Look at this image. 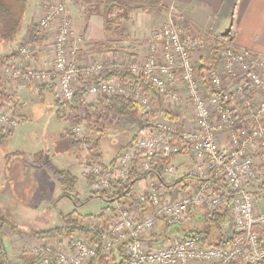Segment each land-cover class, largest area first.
<instances>
[{
	"label": "built area",
	"instance_id": "built-area-1",
	"mask_svg": "<svg viewBox=\"0 0 264 264\" xmlns=\"http://www.w3.org/2000/svg\"><path fill=\"white\" fill-rule=\"evenodd\" d=\"M70 1H44L34 33L18 46V59L0 66V80L5 85L54 87L67 105L65 116L80 96L91 103L113 97L132 100L144 115L140 132L113 164L90 160L82 172L92 193L113 196L129 183L136 159L137 174L155 171L161 178L126 192L108 227L99 219L87 220L95 240L80 233L38 239L29 247L33 264H90L97 256L111 258L119 249L121 264H264V191L258 192L261 182L264 186V58L229 40L214 56L212 42L201 33L193 35L171 7L167 20L152 31L146 58L84 63ZM53 28V64H37L36 39ZM199 49L209 52L210 63L194 62L192 51ZM116 69L144 80L157 94L131 81L100 78L105 70ZM156 95L167 108L186 103L193 107L194 125L154 113ZM18 123L12 111L0 105V129L13 131ZM69 131L84 146L91 144L86 126L73 124ZM186 153L192 166L184 178L171 163L153 161ZM222 213L229 220L221 225V235L232 229L226 246H214L196 232H172L191 214Z\"/></svg>",
	"mask_w": 264,
	"mask_h": 264
},
{
	"label": "rangeland",
	"instance_id": "rangeland-1",
	"mask_svg": "<svg viewBox=\"0 0 264 264\" xmlns=\"http://www.w3.org/2000/svg\"><path fill=\"white\" fill-rule=\"evenodd\" d=\"M33 1L34 0H24L22 2V0H7L12 8L19 11L21 9L23 14H27L31 10ZM235 1L236 0L225 1L220 16H216L213 19L214 27L211 29L212 32L219 33L225 28L226 25L220 24L222 18L225 19V24L229 23L233 15ZM111 17L108 27L105 25L106 43L117 39V28L120 29V32L123 31L124 27L128 29L129 21L127 22L119 10H115ZM163 19L164 17L153 16L151 31L155 30L160 24L166 21H163ZM134 20L136 21V18ZM191 32L192 34L194 33V31ZM201 34L207 39L208 36L206 33ZM122 48L124 49L122 52L124 55L121 57L125 58L129 52L125 51V44L121 46V49ZM192 56L194 62L200 65L201 59L195 58L194 50L192 51ZM27 95L28 97H26L25 101L23 100L21 107H19L20 114L16 116L19 123L14 129L15 134L12 139L9 140V144L5 143L8 147L1 146L0 150L4 153V149L7 148L22 150L23 154L18 155V158L26 163L31 153L32 156L36 158L37 153L34 152L43 149L46 153H49L47 157L50 160V167L44 169L46 172L50 173L52 171L56 173L59 169L70 167L73 172L72 174L77 177L74 182L75 192L72 193L76 196V202L70 196L61 197L64 191L56 178H54L53 173V178L44 186L43 180L37 176L40 172H43L41 167L32 168L28 172H23L20 174L21 176L18 175L16 179L0 182V193H9L13 201L12 205L9 204V206L3 204L4 214L8 222L6 221V228L2 230V239L7 253L12 259L8 264H23L24 259H35V256L30 253L29 247L36 244L40 238L34 236V234L31 233L32 230H49L62 226L65 224V217L78 219L84 225L87 220L92 219L90 216H96L103 211H106V216L109 217L108 221H112L113 215L116 212L115 201L93 197V193L89 190L87 176L82 172V167L89 163L90 160H94L95 155V160L110 164L111 161L115 159V156H117L118 149L130 138L138 134L143 126L141 111L129 115L120 113L112 114L107 123L101 127L102 131H97L99 126H97L95 122L88 121L84 126H86V131L88 133L87 140L91 141V144L89 146H84L83 143H81L82 141H77L78 139L74 135H68L65 132L63 134L64 141L66 142L65 139H67L70 142L73 139L77 147L68 153H62L58 151L57 147H59L58 143L60 137L65 130L64 120H61L57 116L56 105L53 104L51 106L47 98L39 94L33 96L32 99L29 94ZM55 102L60 107L61 103L59 97L56 98ZM36 105L45 108L40 115L35 114ZM63 108H65V106H63ZM64 114L63 112L62 115L65 116ZM173 117L176 120L177 116L175 115ZM74 124L80 123L75 122ZM71 125L67 123L66 131L70 129ZM97 141H99V148L96 146ZM62 146L63 144L59 149H61ZM61 154H64V156ZM92 154L94 155L92 156ZM97 155H101L102 157L100 158ZM172 164L178 170V175L184 178L187 176L186 173L188 169L192 166V160L186 155L178 157ZM148 184L149 181L140 180L134 185V188L138 190L146 187ZM1 222H3V220ZM108 224L104 225L102 223L103 228L108 227ZM203 224L204 222L197 219L194 214H191L184 226L186 230H189L190 228L198 229ZM208 228L209 225H205L202 229V233L206 234ZM172 232L180 233L182 229L174 228ZM162 236L164 237V234H162ZM1 263L2 258L0 256V264Z\"/></svg>",
	"mask_w": 264,
	"mask_h": 264
},
{
	"label": "crops",
	"instance_id": "crops-1",
	"mask_svg": "<svg viewBox=\"0 0 264 264\" xmlns=\"http://www.w3.org/2000/svg\"><path fill=\"white\" fill-rule=\"evenodd\" d=\"M44 1H55V0H34L31 10L27 14H23V20L21 26L15 36L10 40H5L1 36V27H0V66L11 59H18L20 53L17 50L18 46L26 39L27 36L31 33V30L36 29L35 25L37 21L43 16V3ZM160 2L161 4L175 8L176 11L182 13L188 21L191 22V25L196 30V32L206 33L210 35L220 34V32H212L214 27V17L220 16L223 11V6L226 0H153ZM237 4L234 6L233 15L229 21L233 20L231 35L233 37L232 44L237 48L246 49L248 51L254 52L264 58V0H237ZM84 3L83 0H71L69 2V7L71 11V18L75 28V31L82 36V41L80 43L79 55L81 61L84 63H91L96 60L108 61L111 58L117 59H144L150 52V43L152 41V28L151 24L153 23V16L164 17V20H167L168 11L160 12L157 14H150L145 11H134L130 17L127 19L128 30L131 33V36L126 38L122 46L125 44L126 52H129L125 58L121 56L124 55L122 48L120 51L114 53L110 51L109 47H106V34H105V21L99 12L91 11L90 16L85 15L84 13ZM96 7V5H94ZM94 7V8H95ZM136 18V21L134 20ZM221 21V20H220ZM225 19L222 18L220 24L226 25L225 28L229 25L225 24ZM150 25V26H149ZM161 25V24H160ZM224 28V29H225ZM223 29V30H224ZM222 30V31H223ZM221 31V32H222ZM56 28L51 29L47 34L42 35L34 44V61L37 64L43 65H52L53 56L51 52L52 39L55 36ZM95 43H102L99 50L95 53H91V49ZM202 52V55H201ZM199 53V54H196ZM120 56V58H119ZM195 58L201 59V64L205 65L210 63V54L206 50H196ZM2 83V82H1ZM2 85V88L8 95L12 96L13 104L5 102V98L0 97V105L7 107L18 115L20 114V109L23 100L25 101L27 94L30 95L31 99L33 96L39 94L47 98L48 102L52 106L55 104L58 109V104H56L57 95L52 93L51 90L47 89L46 86L42 87H23L19 85ZM45 87V88H44ZM43 88V89H40ZM40 89V90H39ZM56 92V89H55ZM96 100L94 101V103ZM49 105V106H50ZM45 108L41 106H35V114L40 115ZM167 106L161 100L159 95H156L154 100V113L160 115L164 114L167 111ZM176 116L177 121H182L189 125H194V110L189 104H184L181 106H172L171 109ZM16 115V116H17ZM144 123V115L141 113ZM64 122V132L60 137L57 147L58 151L62 153H68L72 151L76 146H72L69 140L65 139L64 133L66 132L67 122ZM183 123V124H184ZM15 134L13 130L12 134L6 138L4 141L0 138V148L1 146L8 147L6 144H9V140ZM133 138V137H132ZM132 138H130L125 144H123L117 151L125 146ZM65 142V143H62ZM6 143V144H5ZM63 144L62 148L60 146ZM66 144V145H65ZM65 145V146H64ZM5 153L0 150V182H7L10 179H16V177L23 172H28L32 168L41 167L43 172H40L37 176L43 180L44 186L47 182L52 179V173L54 178V172H46L44 169L50 167V160L47 157L49 153L46 151L39 150L36 154V158L32 156V153L29 158H27L26 163L21 161L18 158V155L23 154L22 150L7 148L4 149ZM35 155V154H34ZM64 156V154H61ZM185 155H178L172 158L174 163L178 157H183ZM116 157V156H115ZM113 159L111 163L114 161ZM191 160V159H190ZM28 163V164H27ZM106 163V162H105ZM104 163V164H105ZM110 163V164H111ZM108 164V163H107ZM105 164V165H107ZM108 164V165H110ZM63 170H68L71 173V168H63ZM42 174V175H41ZM21 176V175H20ZM11 195L9 193L2 192L0 193V217L2 218L3 228H6V217L3 210V204L9 206L12 205ZM14 204V203H13ZM38 205V204H37ZM4 217V218H3ZM8 222V221H7ZM39 231V230H38ZM8 254V253H7ZM11 257L8 254V262L11 261Z\"/></svg>",
	"mask_w": 264,
	"mask_h": 264
},
{
	"label": "trees",
	"instance_id": "trees-1",
	"mask_svg": "<svg viewBox=\"0 0 264 264\" xmlns=\"http://www.w3.org/2000/svg\"><path fill=\"white\" fill-rule=\"evenodd\" d=\"M23 1L24 0H22V2ZM236 2L237 0L235 1L234 6L237 4ZM83 3H84L83 5L84 13L86 17L90 16L91 11H96L97 13L99 12L100 14H102L107 27L109 25L110 17L115 10H119L126 20L130 17V15L134 11L141 10L150 14L153 13L157 14L160 12L171 10V7H167L161 4L160 2L153 0H83ZM94 5H96V7ZM180 15L181 17L184 18L185 24L188 27V29L196 32V30L191 25V22L188 21V19L182 13H180ZM22 20H23V13L21 9L19 11L15 8H12L9 2H7V0H0V27L2 28L1 36L3 39L5 40L12 39L19 30ZM33 33H34L33 30H31V34ZM116 33H117L116 35L117 39L111 40V42H107L106 44H103L106 45V47H109L110 51H113L114 53L118 52L121 49L123 41L131 36L129 30L126 29L125 27L122 32H120V29L117 28ZM207 36L208 37L206 40L212 42L214 46V56H216L218 50L223 46L224 42L229 40L228 37L226 36L222 37L220 36V34H216V35L207 34ZM101 44L102 43H95L91 49V53H95L97 50H99ZM213 64H215V61L213 62ZM100 78H104V79L120 78L124 82L131 81L134 85L143 88L144 91L157 94L156 90L151 85H149L140 78L139 79L135 78L134 76H132L131 73L123 69L105 70L100 76ZM46 88L51 90L52 93L56 95L54 87L47 85ZM1 96L2 98H5V102L9 104H13L12 96L8 95L2 88H0V97ZM60 103L61 105L57 109V116L61 120L66 121L67 123H69V125L74 124L75 122L85 125L86 122L92 121L95 122L97 126H99L97 131L101 130V127L105 123H107L108 119H110L111 115L114 113L129 115V114H133L134 112L141 111L140 107L132 100L123 97H113V98H100L97 99L95 103L80 101L76 104L75 107L70 109L69 114L67 116H63L61 111L64 109L63 106H65L66 108L67 106L66 103L61 100ZM14 115L15 116L17 115L15 111H14ZM166 115L172 118H174L173 116H175V114L172 113V111H166ZM12 132L13 131H4L3 129L2 130L0 129V138L3 139L4 141L12 134ZM66 134L71 135L68 129L66 131ZM135 136H133L131 140H133ZM70 142L72 146H75L74 144L75 142L73 139ZM96 146L99 148V141H97ZM97 156H99L100 158L102 157L101 155H97ZM172 158L173 157H165V158L158 157L156 159H153V161H156L157 163H162L164 161H172ZM95 159H96V155L94 157V160ZM98 162L104 165L102 161H98ZM113 162L111 164H113ZM138 162L139 159H136V161L134 162L133 170L131 173V179L129 183L125 185L123 188H121L120 191L116 192L117 196L119 197L124 195L126 196L127 190L130 191L134 187V185L140 180L147 181V180L161 178L160 173L159 172L157 173L155 171H150L144 174H137L136 164ZM55 174L61 188L64 191L61 197L70 196L76 202V196L75 194L72 193L75 192L74 182L75 179H77V177L73 175L70 171L63 169L57 170ZM262 183L263 182H261L260 187L258 188L259 190L258 192H260V189L264 191V186H262ZM93 197H100L104 200H109V201L116 198V196L112 197L109 193H93ZM115 215L116 213H114L113 216L115 217ZM199 216L202 217L201 221L204 222V224L200 226V228L198 229L190 228L189 230H186L185 226H182L180 227L182 231H185L186 233L196 232L197 234L205 237L207 241H209L211 244L217 247L226 246L230 242V237H231L230 232L226 236L221 235V225L229 220L227 213L217 214L213 217H209L206 215L205 216L199 215ZM90 218L99 219L102 221L104 225L108 224V222L110 221V220L108 221L109 217L106 216V211H103L102 213L93 217L90 216ZM1 221L2 218L0 217V256L2 258L1 264H8V254L2 239L3 224ZM208 224H209V228L206 230V234H203L202 229L205 225ZM31 233H33L34 236L40 239H45L47 241H50L60 235H73L76 233L84 234L85 236L91 237L94 240L96 239V235L94 234V232H92L88 227H86L85 224L83 225V223L80 220L72 217H65V224L62 226H58L49 230H39V231L32 230ZM33 261L34 258H31V260L24 259L23 264H33ZM121 261H122L121 250L119 249L118 253H116V255L112 256L111 258L97 256L91 261L90 264H121Z\"/></svg>",
	"mask_w": 264,
	"mask_h": 264
},
{
	"label": "bare ground",
	"instance_id": "bare-ground-1",
	"mask_svg": "<svg viewBox=\"0 0 264 264\" xmlns=\"http://www.w3.org/2000/svg\"><path fill=\"white\" fill-rule=\"evenodd\" d=\"M1 82H2V81L0 80V83H1ZM1 84H4V83L2 82ZM0 86H2V85H0ZM56 93H57V91H56ZM78 100H79V101H78ZM61 101H63V100H61ZM80 101H83V102H89V103H90L89 100H86L84 97H81V96L77 98V100H76V104H77V102H80ZM63 102H64V101H63ZM66 106H67V105H66ZM1 130H2V129H1ZM77 141H78V140H77ZM93 155H94V154H92V156H93ZM167 157H168V156H167ZM169 157H174V156H169ZM164 158H165V157H164ZM166 162H167V163H171V164L173 163L172 161H166ZM104 165H105V164H104ZM172 165H173V164H172ZM153 180H157V179H153ZM147 181L150 182L151 180H147ZM148 185H149V184H148ZM148 185H147V186H148ZM89 190H91V184H90V183H89ZM128 191H129V190H127V192H128ZM109 194H110V193H109ZM103 195H104V194H103ZM110 195H111V194H110ZM111 196L113 197V195H111ZM123 198H124V196H120V197H119V196H116V198L113 199V201H115V203H116V204H115V205H116V206H115V208H116V212H118V211L121 210L120 205L117 203V201H118V200H121V199H123ZM116 212H115V213H116ZM3 218H4V217H3ZM208 225H209V224H208ZM80 234H81V233H80ZM83 235H84V234H83ZM23 258H24V257H23Z\"/></svg>",
	"mask_w": 264,
	"mask_h": 264
},
{
	"label": "water",
	"instance_id": "water-1",
	"mask_svg": "<svg viewBox=\"0 0 264 264\" xmlns=\"http://www.w3.org/2000/svg\"><path fill=\"white\" fill-rule=\"evenodd\" d=\"M232 24H233V20H231V22L229 23V25L222 31L220 32V36L222 37H228L229 41H231L233 39L232 35H231V30H232ZM197 219H202L201 216L197 217ZM174 228H180V227H177V226H174L172 227V229ZM232 235V229L230 230V236ZM116 248V246H115Z\"/></svg>",
	"mask_w": 264,
	"mask_h": 264
}]
</instances>
